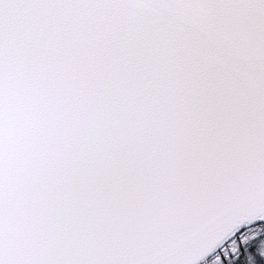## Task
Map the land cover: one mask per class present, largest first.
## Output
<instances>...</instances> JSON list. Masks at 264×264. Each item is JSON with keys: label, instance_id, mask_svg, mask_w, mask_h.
<instances>
[{"label": "snow or ice", "instance_id": "6c2138e0", "mask_svg": "<svg viewBox=\"0 0 264 264\" xmlns=\"http://www.w3.org/2000/svg\"><path fill=\"white\" fill-rule=\"evenodd\" d=\"M0 264H264V0H0Z\"/></svg>", "mask_w": 264, "mask_h": 264}]
</instances>
